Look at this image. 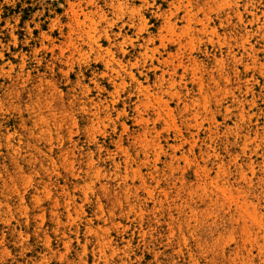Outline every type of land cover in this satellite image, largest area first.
Here are the masks:
<instances>
[{
	"label": "rangeland",
	"instance_id": "374dc122",
	"mask_svg": "<svg viewBox=\"0 0 264 264\" xmlns=\"http://www.w3.org/2000/svg\"><path fill=\"white\" fill-rule=\"evenodd\" d=\"M0 264H264V0H0Z\"/></svg>",
	"mask_w": 264,
	"mask_h": 264
}]
</instances>
